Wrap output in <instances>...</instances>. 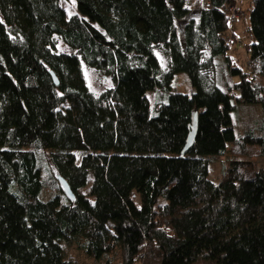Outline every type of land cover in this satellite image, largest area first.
I'll return each instance as SVG.
<instances>
[{
	"label": "trees",
	"instance_id": "1",
	"mask_svg": "<svg viewBox=\"0 0 264 264\" xmlns=\"http://www.w3.org/2000/svg\"><path fill=\"white\" fill-rule=\"evenodd\" d=\"M61 1L0 0V264H75L66 245L94 262L264 264V0H250L241 67L235 0H71V15ZM84 67L111 87L93 94ZM178 73L190 94H168ZM238 104L260 108L259 133L235 134ZM225 155L250 160L213 184L205 157ZM52 186L63 196L41 199Z\"/></svg>",
	"mask_w": 264,
	"mask_h": 264
},
{
	"label": "rangeland",
	"instance_id": "2",
	"mask_svg": "<svg viewBox=\"0 0 264 264\" xmlns=\"http://www.w3.org/2000/svg\"><path fill=\"white\" fill-rule=\"evenodd\" d=\"M187 7L189 9H196L200 4V0H186ZM61 7L66 11L68 15L76 13L75 4L73 1L62 0L60 2ZM250 0H240L241 13L236 21L231 24V31L234 34V38H238L240 43H233L230 46V61L233 66H242L245 61L246 51L244 45L251 42L250 34L248 33V12L251 8ZM56 49L58 52H68V48L60 41H57ZM164 65V63H163ZM83 73L85 80L90 91L98 95L105 89L111 87L112 83L109 77L97 73L93 69L84 67ZM234 80V79H233ZM193 91L188 77L185 73H178L174 76L170 90L168 94L182 93L190 94ZM147 98L149 99L150 109L153 111L154 108V94L148 92ZM232 121L234 124V131L236 135H241L247 128L253 129L255 132H260V127L262 123V116L260 108L257 105L250 104H238L237 108L232 113ZM45 153H40L38 156V166L43 178L49 183L53 184L54 170L51 168L50 164L46 162ZM79 157V155H78ZM208 161L209 166V176L208 179L213 183L217 184L219 181L220 172L233 160H250L248 157H231L229 155L225 156H208L205 157ZM259 166L264 167V159L256 160ZM83 193H87V189L82 190ZM63 196V193L55 186L48 188L41 195V199H47L53 196ZM135 203L139 205L138 196H133ZM65 257L73 261L75 264H117L119 261L118 256L108 262L106 257H102L100 260L94 262L92 259L88 258L80 249L75 245H66L65 247Z\"/></svg>",
	"mask_w": 264,
	"mask_h": 264
},
{
	"label": "water",
	"instance_id": "3",
	"mask_svg": "<svg viewBox=\"0 0 264 264\" xmlns=\"http://www.w3.org/2000/svg\"><path fill=\"white\" fill-rule=\"evenodd\" d=\"M52 79H53L54 84L57 85V80L55 79V77L53 75H52ZM196 127H197L196 114L193 113L192 119H191V130L187 136L185 146L183 147L182 151L180 152L181 156H184L191 149L193 142H194V139H195V135H196ZM58 181H59L61 189H62L63 193L66 195V197H68L70 200H73L74 195L71 192V190L69 189L68 185L65 183V181H63L60 178Z\"/></svg>",
	"mask_w": 264,
	"mask_h": 264
},
{
	"label": "built area",
	"instance_id": "4",
	"mask_svg": "<svg viewBox=\"0 0 264 264\" xmlns=\"http://www.w3.org/2000/svg\"><path fill=\"white\" fill-rule=\"evenodd\" d=\"M207 1V0H206ZM241 13L240 0H235L228 8L226 28L230 35H234L231 31V24L236 21ZM235 43H240L238 38H234Z\"/></svg>",
	"mask_w": 264,
	"mask_h": 264
}]
</instances>
